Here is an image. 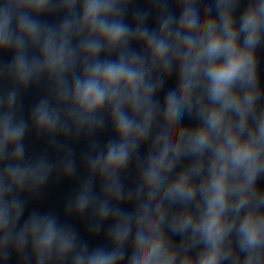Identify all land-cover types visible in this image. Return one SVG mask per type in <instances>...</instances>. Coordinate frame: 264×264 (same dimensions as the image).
<instances>
[{"label": "clouds", "instance_id": "1", "mask_svg": "<svg viewBox=\"0 0 264 264\" xmlns=\"http://www.w3.org/2000/svg\"><path fill=\"white\" fill-rule=\"evenodd\" d=\"M136 4L0 0V264H264V0ZM53 176L78 177L63 215L103 245L21 223Z\"/></svg>", "mask_w": 264, "mask_h": 264}]
</instances>
